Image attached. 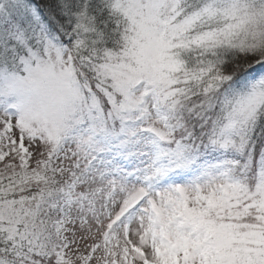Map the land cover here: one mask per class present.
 Returning <instances> with one entry per match:
<instances>
[{
    "label": "snow or ice",
    "instance_id": "snow-or-ice-1",
    "mask_svg": "<svg viewBox=\"0 0 264 264\" xmlns=\"http://www.w3.org/2000/svg\"><path fill=\"white\" fill-rule=\"evenodd\" d=\"M0 264H264V0H0Z\"/></svg>",
    "mask_w": 264,
    "mask_h": 264
}]
</instances>
